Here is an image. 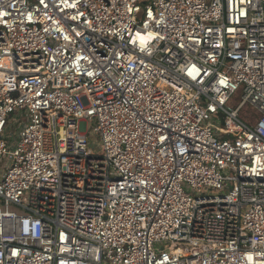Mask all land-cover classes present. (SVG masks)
Listing matches in <instances>:
<instances>
[{"label": "built area", "instance_id": "obj_1", "mask_svg": "<svg viewBox=\"0 0 264 264\" xmlns=\"http://www.w3.org/2000/svg\"><path fill=\"white\" fill-rule=\"evenodd\" d=\"M0 264H264V0H0Z\"/></svg>", "mask_w": 264, "mask_h": 264}, {"label": "rangeland", "instance_id": "obj_2", "mask_svg": "<svg viewBox=\"0 0 264 264\" xmlns=\"http://www.w3.org/2000/svg\"><path fill=\"white\" fill-rule=\"evenodd\" d=\"M240 101H241L240 99H237V101H236V102H233V104L231 103V105L236 107V106L239 105V102H240ZM248 111H249V106H246V107L242 110V112H241V114H240V118H241L242 120L245 121V119H246V115H247ZM250 124H252V123H250ZM94 140H100V137H99L98 135H94ZM93 148H94V151H95V152H99V151H100V148H98L96 144L94 145Z\"/></svg>", "mask_w": 264, "mask_h": 264}]
</instances>
